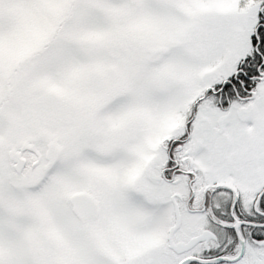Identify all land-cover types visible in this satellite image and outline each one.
<instances>
[{
    "label": "snow or ice",
    "instance_id": "obj_1",
    "mask_svg": "<svg viewBox=\"0 0 264 264\" xmlns=\"http://www.w3.org/2000/svg\"><path fill=\"white\" fill-rule=\"evenodd\" d=\"M0 264H264V0H0Z\"/></svg>",
    "mask_w": 264,
    "mask_h": 264
}]
</instances>
